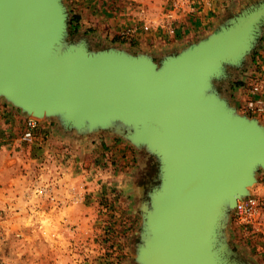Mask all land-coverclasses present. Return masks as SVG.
<instances>
[{"label":"rangeland","instance_id":"rangeland-1","mask_svg":"<svg viewBox=\"0 0 264 264\" xmlns=\"http://www.w3.org/2000/svg\"><path fill=\"white\" fill-rule=\"evenodd\" d=\"M58 2L59 51H124L157 68L185 48L179 45L256 15L247 48L221 61L205 93L264 128V0H215L197 10L171 0ZM181 18L192 30L175 29L167 39V23ZM27 118L37 121L30 141L22 139ZM254 176L248 191L262 206L253 221L222 206L217 241L231 263L264 264V167L257 166ZM164 187L161 155L139 139L136 124L73 126L62 114L33 116L0 96V264H141Z\"/></svg>","mask_w":264,"mask_h":264},{"label":"water","instance_id":"water-1","mask_svg":"<svg viewBox=\"0 0 264 264\" xmlns=\"http://www.w3.org/2000/svg\"><path fill=\"white\" fill-rule=\"evenodd\" d=\"M257 20L246 15L210 32L157 68L124 51H59L58 0H0V96L73 126L136 124L139 139L161 155L165 187L141 264H236L223 258L217 230L223 204L232 210L250 195L264 167V128L205 89L221 61L245 51Z\"/></svg>","mask_w":264,"mask_h":264},{"label":"built area","instance_id":"built-area-1","mask_svg":"<svg viewBox=\"0 0 264 264\" xmlns=\"http://www.w3.org/2000/svg\"><path fill=\"white\" fill-rule=\"evenodd\" d=\"M173 4L180 9L197 10L202 5H211L215 0H171ZM169 20V18H168ZM170 24V23H169ZM173 25H168L166 27L167 34H173L175 28ZM134 27L127 28L128 31L134 32ZM149 26L146 24L143 29L147 30ZM256 89V88H255ZM37 127V121L34 118H27L25 128L22 130V139L25 141H30L34 137L35 129ZM262 206V203L257 199L255 195H247L237 200L234 207V213L240 217L246 219V221H253Z\"/></svg>","mask_w":264,"mask_h":264},{"label":"crops","instance_id":"crops-1","mask_svg":"<svg viewBox=\"0 0 264 264\" xmlns=\"http://www.w3.org/2000/svg\"><path fill=\"white\" fill-rule=\"evenodd\" d=\"M194 12L196 13V14H194ZM194 12H192V14H194V16H196V18L198 17V16H200V13L201 12H196V11H194ZM198 15V16H197ZM182 19V18H181ZM201 19V18H200ZM202 22H204L203 20H202ZM201 21L197 24V27L201 30L202 28H204V23H202ZM177 25L175 24V23H173L172 22V25L174 26V28L176 29V31L177 32H179L180 34H186L185 33V31L187 30V33L189 32V31H191L192 30V28H187L188 26H189V24H191V22H187V18L186 19H182V20H177ZM192 25V24H191ZM185 29V30H184ZM149 34V33H148ZM171 36H170V34H167V39L168 38H170ZM176 42V41H175ZM179 46H181V47H178V49L179 50H181L183 47H186V46H188V44L186 43V44H181V45H179ZM172 53V52H171ZM262 96V97H261ZM260 96V98L262 99V102H264V92H262V95ZM261 103V102H260ZM262 104V103H261ZM262 107H264V106H262Z\"/></svg>","mask_w":264,"mask_h":264},{"label":"bare ground","instance_id":"bare-ground-1","mask_svg":"<svg viewBox=\"0 0 264 264\" xmlns=\"http://www.w3.org/2000/svg\"><path fill=\"white\" fill-rule=\"evenodd\" d=\"M168 61H169V60H168ZM164 64H165V63H164ZM251 186H252V185H251ZM249 187H250V186H249ZM249 187H248V188H249Z\"/></svg>","mask_w":264,"mask_h":264}]
</instances>
